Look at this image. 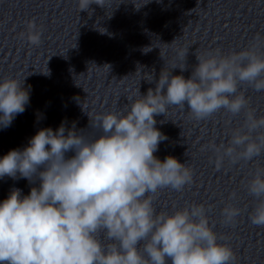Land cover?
Returning <instances> with one entry per match:
<instances>
[{
  "label": "clouds",
  "instance_id": "obj_1",
  "mask_svg": "<svg viewBox=\"0 0 264 264\" xmlns=\"http://www.w3.org/2000/svg\"><path fill=\"white\" fill-rule=\"evenodd\" d=\"M93 3L105 6V0H79L80 11ZM29 39L40 42L38 34ZM187 53L178 51L183 66L171 70H186ZM196 58L189 78L162 69L155 89L140 95L126 114L97 116L90 126L100 130L98 136L90 138L63 124L55 131L42 128L26 147L0 158V179L39 182L28 195L12 188L0 202V264H234L233 250L219 242L223 238L209 225L203 205L172 214L154 207L159 190L181 191L193 180L186 163L154 155L167 139L154 117L165 114L168 106L185 107L187 102L196 120L221 109L232 116L244 113L228 146H208L218 154L217 169L225 159L236 164L264 154V116H256L240 90L247 85L264 91V53L252 47ZM29 99L17 79L0 82V129L11 126ZM69 152L74 155L68 157ZM247 191L258 201L249 220L264 226V169L256 170ZM240 213L227 205L223 223L233 224Z\"/></svg>",
  "mask_w": 264,
  "mask_h": 264
}]
</instances>
